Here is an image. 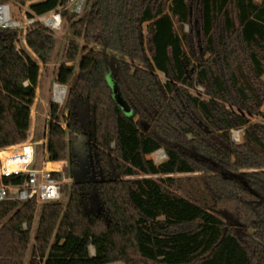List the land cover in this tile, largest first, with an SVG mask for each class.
Listing matches in <instances>:
<instances>
[{"label":"trees","instance_id":"obj_1","mask_svg":"<svg viewBox=\"0 0 264 264\" xmlns=\"http://www.w3.org/2000/svg\"><path fill=\"white\" fill-rule=\"evenodd\" d=\"M68 1L0 4L34 17ZM70 31L82 45L56 73L68 93L47 133L67 202L43 204L31 248L36 202H0V264L29 249L27 264H264V123L247 118L264 120V0H86ZM19 34L0 29V147L27 139L55 43L40 22L17 49Z\"/></svg>","mask_w":264,"mask_h":264},{"label":"built area","instance_id":"obj_2","mask_svg":"<svg viewBox=\"0 0 264 264\" xmlns=\"http://www.w3.org/2000/svg\"><path fill=\"white\" fill-rule=\"evenodd\" d=\"M74 3V13H81L86 0H69ZM40 22L50 30H58L62 25V15L57 11H51L38 17L27 16L21 24L12 18L9 5L0 4V29H23L22 35L27 33L31 25ZM20 37V35H19ZM28 83L26 82L25 85ZM52 104L62 107L65 103L68 86L54 82L52 85ZM66 128V124H61ZM48 133V131H47ZM232 141L240 142V132L231 131ZM42 152H38L36 145L26 141L0 147V202L15 200L21 203L34 201L36 204L60 202L63 196V187L73 182L67 176V161H54L50 159L48 142H41ZM148 159L159 164L167 159L163 149L148 156Z\"/></svg>","mask_w":264,"mask_h":264},{"label":"rangeland","instance_id":"obj_3","mask_svg":"<svg viewBox=\"0 0 264 264\" xmlns=\"http://www.w3.org/2000/svg\"><path fill=\"white\" fill-rule=\"evenodd\" d=\"M85 3L86 1L82 6L81 13L78 14L79 16L84 13ZM9 6L11 8L12 18L23 24L25 22V18L28 16V6L26 7H19L15 5H9ZM74 9H75L74 3L68 1V3H66L63 7H59L57 10H55L58 13H61L62 15V25L60 29L52 31L54 34L55 43L49 63L45 66L42 65L40 66L41 67L40 80H39L38 88L36 89V96L34 98L33 105L31 106L30 125L27 136V139H30V141L36 145V149L40 153L42 152L43 149V147L41 146V142L44 139H47L48 136L47 131L50 122L49 110L52 101L51 90H52V85L55 82L56 73L58 71L59 66L65 60V56L69 44L74 41L82 45L81 41H78L73 38L70 31L71 17L73 16V14H75ZM34 17H38V16H34ZM184 28L186 32L192 35L190 32V27L188 25H186ZM18 31L20 32L19 34L20 41L17 44V49H20V47L26 46V42L24 40V34L22 35L23 29L19 28ZM198 38H199L198 47L200 52L202 53L203 48L200 45V35H198ZM194 42H195L194 39L191 38V45ZM68 65H72V63H68ZM75 66L77 67V62L75 63ZM197 91L203 92L204 88L202 86H198ZM197 91L193 90L192 92L195 94ZM260 111L264 112V107H262ZM247 118L250 120L251 123L253 122L264 123V120L258 116H249ZM61 124H65V122H62ZM235 130H238L240 132V142L237 143L240 144L243 141L244 130L243 129H235ZM70 184H72V182H70L68 185L70 186ZM67 197H68V189L64 191L62 200L60 202L65 204L67 202ZM42 206L43 204L36 205L34 222L31 228V243L29 248H31L33 244ZM23 227L26 228V225H24ZM90 250L91 253L94 254V248L90 247ZM29 257H30V249L27 254L26 264L28 263ZM113 264H123V263H113Z\"/></svg>","mask_w":264,"mask_h":264},{"label":"water","instance_id":"obj_4","mask_svg":"<svg viewBox=\"0 0 264 264\" xmlns=\"http://www.w3.org/2000/svg\"><path fill=\"white\" fill-rule=\"evenodd\" d=\"M110 84H111L113 94H114V98L116 99V101L122 106L123 109L129 111L126 103L124 102V100L121 96V93L119 91V88H118L116 82H114L113 80H110ZM82 145H83V143L79 142V143L75 144L74 148L80 149L82 147Z\"/></svg>","mask_w":264,"mask_h":264},{"label":"crops","instance_id":"obj_5","mask_svg":"<svg viewBox=\"0 0 264 264\" xmlns=\"http://www.w3.org/2000/svg\"><path fill=\"white\" fill-rule=\"evenodd\" d=\"M38 88V87H37Z\"/></svg>","mask_w":264,"mask_h":264}]
</instances>
